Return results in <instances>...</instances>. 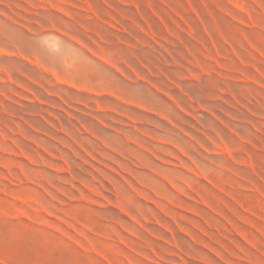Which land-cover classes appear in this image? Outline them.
Returning a JSON list of instances; mask_svg holds the SVG:
<instances>
[{
	"label": "rangeland",
	"instance_id": "obj_1",
	"mask_svg": "<svg viewBox=\"0 0 264 264\" xmlns=\"http://www.w3.org/2000/svg\"><path fill=\"white\" fill-rule=\"evenodd\" d=\"M0 264H264V0H0Z\"/></svg>",
	"mask_w": 264,
	"mask_h": 264
},
{
	"label": "bare ground",
	"instance_id": "obj_2",
	"mask_svg": "<svg viewBox=\"0 0 264 264\" xmlns=\"http://www.w3.org/2000/svg\"><path fill=\"white\" fill-rule=\"evenodd\" d=\"M2 51V50H1Z\"/></svg>",
	"mask_w": 264,
	"mask_h": 264
}]
</instances>
